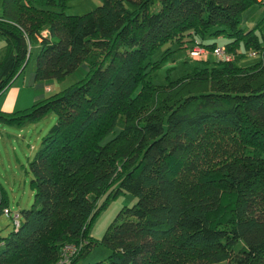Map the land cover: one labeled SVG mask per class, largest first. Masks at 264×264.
I'll return each instance as SVG.
<instances>
[{
  "label": "trees",
  "instance_id": "obj_1",
  "mask_svg": "<svg viewBox=\"0 0 264 264\" xmlns=\"http://www.w3.org/2000/svg\"><path fill=\"white\" fill-rule=\"evenodd\" d=\"M255 2L260 12L240 26ZM68 5L0 2V94L31 56L35 80L87 67L27 107L0 109L4 124L56 114L28 163L32 203L0 237V264H50L66 242L80 244L69 264L98 243L108 255L89 264H264L263 0H101L83 13ZM168 41L176 47L153 60ZM195 44L209 51L200 64L154 80L169 54ZM218 44L234 57L212 55ZM251 50L258 60L239 64ZM124 191L135 203L94 238V218ZM7 204L0 185V212Z\"/></svg>",
  "mask_w": 264,
  "mask_h": 264
},
{
  "label": "rangeland",
  "instance_id": "obj_2",
  "mask_svg": "<svg viewBox=\"0 0 264 264\" xmlns=\"http://www.w3.org/2000/svg\"><path fill=\"white\" fill-rule=\"evenodd\" d=\"M1 2V0H0ZM101 3V0H68L69 13H83ZM261 5L255 2L244 9L240 17V26H250L251 15L260 12ZM224 43L226 37L207 35L204 41H213ZM5 43L4 37L0 34V46ZM175 48L176 44L168 41L155 50L151 55L153 60L159 59L162 52L167 48ZM189 47L180 48L162 61L156 69L154 80L156 82H165L166 75L169 78H175L185 71L191 69L194 63L200 64V61H193L188 54ZM259 55L251 56L246 54L238 57L239 64L245 65L258 60ZM215 59L210 56V60ZM33 56H31L25 69L8 86V92L0 95V105L6 99L9 101L13 90L18 91V96L22 99L20 103L15 104L14 109L24 108L33 102L46 97L69 84L82 78L86 73V64L80 63L77 68L67 74L62 80L48 78L44 80H35L32 77ZM26 86V87H25ZM49 87V89H47ZM10 91H12L10 93ZM10 93V96H9ZM56 120V114L50 111L35 121H28L22 125L0 123V185L8 196L7 207L13 213L19 212L22 208H27L33 200V189L30 186L31 172L28 163L33 157L35 151L40 145L41 137L49 130ZM113 135V131L107 133L103 141ZM104 196L101 198V200ZM136 197L128 192H120L110 198L98 215L94 218L90 226V234L100 239L108 226L114 220L119 210L124 206H130L135 203ZM4 211L0 212V237L5 236L12 229V217ZM108 249L101 243L94 245L88 254L80 259L76 264H89L96 260L103 259L108 255Z\"/></svg>",
  "mask_w": 264,
  "mask_h": 264
},
{
  "label": "built area",
  "instance_id": "obj_3",
  "mask_svg": "<svg viewBox=\"0 0 264 264\" xmlns=\"http://www.w3.org/2000/svg\"><path fill=\"white\" fill-rule=\"evenodd\" d=\"M264 2V0H263ZM209 51L200 45H193L189 48L188 54L192 60L205 58L208 55ZM217 58L231 60L234 55L230 53L224 45H216L213 50L210 52ZM249 55L255 56L257 55L256 51L251 50L249 51ZM49 89V87H47ZM3 211L11 216V211L8 207H5ZM12 220L13 225L17 227L19 225V212L13 213ZM80 244H76L73 242H66L62 245L58 258L51 262L50 264H69L71 261L72 256L79 250Z\"/></svg>",
  "mask_w": 264,
  "mask_h": 264
},
{
  "label": "crops",
  "instance_id": "obj_4",
  "mask_svg": "<svg viewBox=\"0 0 264 264\" xmlns=\"http://www.w3.org/2000/svg\"><path fill=\"white\" fill-rule=\"evenodd\" d=\"M32 71H33V69H32ZM32 77L34 79V73L33 72H32ZM7 92H8V87L1 94L7 93ZM11 92L12 91H10V93ZM10 93H9V96H10ZM11 95H12V97L10 98L9 101H6V99L3 101V103L0 105V109H4V110H16V109H14L15 108L14 106L16 104V100H17V103H20V101H21L22 98L20 96H18V91L17 90H13V94L11 93ZM18 109H20V108H18Z\"/></svg>",
  "mask_w": 264,
  "mask_h": 264
}]
</instances>
